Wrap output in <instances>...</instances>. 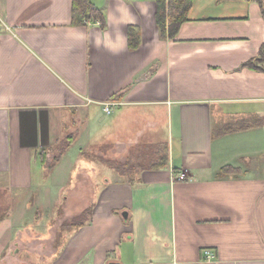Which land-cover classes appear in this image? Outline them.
Instances as JSON below:
<instances>
[{
    "label": "crops",
    "instance_id": "0c3cea01",
    "mask_svg": "<svg viewBox=\"0 0 264 264\" xmlns=\"http://www.w3.org/2000/svg\"><path fill=\"white\" fill-rule=\"evenodd\" d=\"M159 1L91 0L102 28L73 25V0H0V180L39 214L31 223L19 204L0 222V264L13 241L51 242L41 226L86 209L46 264H264V73L243 68L264 44L260 6L194 0L164 41ZM72 134L48 173L42 153ZM140 145H167L169 166L104 163Z\"/></svg>",
    "mask_w": 264,
    "mask_h": 264
},
{
    "label": "trees",
    "instance_id": "16d2710c",
    "mask_svg": "<svg viewBox=\"0 0 264 264\" xmlns=\"http://www.w3.org/2000/svg\"><path fill=\"white\" fill-rule=\"evenodd\" d=\"M222 1H232V0H222ZM256 1L261 9L262 17L264 19V0H248ZM194 0H163L157 3V13L156 22L160 31V38L164 41L173 40L177 37L183 24L189 21V15L193 8ZM73 13V25L75 26H88L90 23L100 22V26L105 28V19L102 13L92 4L91 0H73L72 6ZM141 45V35L140 31L136 27H131L129 29V46L131 50H137ZM243 68H249L256 70L258 72L264 73V44L260 49L258 57L249 61L243 65ZM233 127H228L222 133L227 132L230 134L235 131ZM75 135L72 134L63 141H61L57 146L62 147V150L54 158L53 164L47 161V152L42 153L41 160L44 165H46V170L48 173L53 172L56 167L62 162L66 151L73 145ZM158 151L160 152L162 147L164 149V155H161L159 159L149 167H144L140 165H132L133 159L126 164H116L112 162H106L105 164L109 167L115 169L120 173H126L128 171L137 170L141 171L144 169L150 170H161L169 166V150L167 145L158 146ZM10 209H7L3 216L0 217V222H3ZM86 220L81 223L69 226L71 229H79L86 225L91 217V210L86 211Z\"/></svg>",
    "mask_w": 264,
    "mask_h": 264
},
{
    "label": "rangeland",
    "instance_id": "374dc122",
    "mask_svg": "<svg viewBox=\"0 0 264 264\" xmlns=\"http://www.w3.org/2000/svg\"><path fill=\"white\" fill-rule=\"evenodd\" d=\"M55 125L57 123V119L55 118L54 120ZM159 147H155L153 149V147H149V146H137L136 148H133L130 152H132L130 154V161L133 159L132 165H140V166H144V167H149L152 164H155V162L159 159V157L161 155H164V149L162 147L160 152L158 151ZM62 150L61 145L60 146H56L54 148H52V150L49 152V157L47 158V161L50 164H53V160L54 158L58 155V153ZM153 150H157L154 151ZM105 155V154H104ZM104 160V163H106V160ZM112 163H116V164H126L125 163H118V162H113L110 161ZM46 166V165H45ZM6 184H4L3 181L0 180V217L4 215L3 212H5L7 209H10L9 213L12 210V207L14 206L17 210L20 204V210L19 211H23V207H29L28 212H32L30 216L27 215V211L24 210V216L25 218L29 217L30 222L32 223L33 221L38 219L39 214L35 213V208H33L34 206H36V201L31 199H27L25 195H14V194H10L9 192L6 191ZM82 197V194L76 195V197ZM75 198V197H74ZM54 200V199H53ZM24 202V203H23ZM23 203V205H22ZM62 203V202H61ZM25 204V205H24ZM61 210L60 206L58 205V208L55 212H59ZM86 211H89V209L85 210L84 212H82L81 214H79L76 217L70 218L65 212L66 211H62V215L61 218L58 220V222L53 226L51 225H44L43 227L41 226L40 229L41 230H48L49 228H52V237L53 239H51V242L48 243H40L37 240L39 239V237L37 236V234H35L34 236L31 235H25L23 236L24 240H20L18 242H12V247L10 248V253L8 254V257L10 258V262L9 264H46V263H50L51 258L48 257L50 256L51 253H41L44 251V249H48L50 252L54 250L55 246H57L62 240V235L65 232H70L72 230L75 229H71L69 228V226H73L74 224H78L83 222L84 220H86L87 217L86 216ZM34 213V214H33ZM56 213V215H57ZM9 216V214L7 215ZM52 221V220H51ZM50 221V222H51ZM36 223V221H35ZM38 226V225H37ZM26 227H24L25 229ZM43 228V229H42ZM47 236V233H44L45 237ZM34 237V238H33ZM35 240L37 243L33 244L32 240ZM36 251V252H34Z\"/></svg>",
    "mask_w": 264,
    "mask_h": 264
},
{
    "label": "built area",
    "instance_id": "2783aa9c",
    "mask_svg": "<svg viewBox=\"0 0 264 264\" xmlns=\"http://www.w3.org/2000/svg\"><path fill=\"white\" fill-rule=\"evenodd\" d=\"M95 24H97V25H100V22H96ZM112 105H108L107 107H106V112L107 113H110V111H111V107ZM172 178H173V181H185V180H187V178H186V176L184 175V174H181V173H179V174H175L174 173V175L172 176ZM215 254L212 252V251H208V250H206V251H204L203 252V256H204V258L206 259V260H212V259H214L215 258V256H214Z\"/></svg>",
    "mask_w": 264,
    "mask_h": 264
},
{
    "label": "water",
    "instance_id": "95a60500",
    "mask_svg": "<svg viewBox=\"0 0 264 264\" xmlns=\"http://www.w3.org/2000/svg\"><path fill=\"white\" fill-rule=\"evenodd\" d=\"M127 213L124 214V218L126 219L127 218ZM110 264H116V263H110Z\"/></svg>",
    "mask_w": 264,
    "mask_h": 264
}]
</instances>
